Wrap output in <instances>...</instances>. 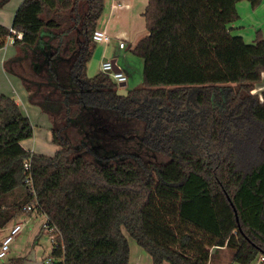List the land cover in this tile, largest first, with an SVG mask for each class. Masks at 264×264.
Here are the masks:
<instances>
[{"label": "trees", "instance_id": "obj_1", "mask_svg": "<svg viewBox=\"0 0 264 264\" xmlns=\"http://www.w3.org/2000/svg\"><path fill=\"white\" fill-rule=\"evenodd\" d=\"M241 1L261 2L147 0L146 35L130 49L141 86L119 95L108 76L86 73L103 0H23L0 24V49L11 29L21 34L3 70L56 150L23 149L32 125L0 94V230L43 216L33 243L53 228L51 264H129L128 238L151 264L264 257V90L253 93L264 41L230 28Z\"/></svg>", "mask_w": 264, "mask_h": 264}, {"label": "crops", "instance_id": "obj_2", "mask_svg": "<svg viewBox=\"0 0 264 264\" xmlns=\"http://www.w3.org/2000/svg\"><path fill=\"white\" fill-rule=\"evenodd\" d=\"M22 1L23 0H9L0 9V24H2L6 28L10 27L13 15ZM146 5L147 0H103L102 13L96 26V29L102 30L106 32L107 35H109V37L111 38L110 41L116 42L115 40H117L116 45H112V47L114 48L111 51V53L114 52L112 58L110 56H107V50L105 57H102V62L106 60L116 62V60L114 59L115 56L118 55L119 57H121V59L123 60V67L118 64L117 66L127 76V80L129 76L128 71L132 70V66L128 61H126V57L121 54V50L118 49V40H122L123 42H125L124 39H126L127 43H125V48L123 50L130 51V49L146 35L145 22L144 18L142 17V13ZM236 10L238 19L230 25V28H232L233 32L236 35L242 37V39L246 43H252L256 38L264 41V0H261L260 4L253 9L250 7L248 2L241 1L237 3ZM15 53L16 48L13 45L0 49V94L12 97L20 107L22 113L29 119L32 125L33 136L32 138L24 140L20 143L22 148L34 154L45 155L43 154L44 147L42 145L40 146L39 139L37 138L38 133H36L35 131V126L37 127V124L35 123L37 121L38 123H41L43 127H47L48 125L45 124V122L47 121L43 116L40 115V112L36 107L28 104L26 93L24 92L18 79L7 74L3 70V62L13 56ZM136 59L138 60V67L141 69L142 61L138 58ZM89 71L90 69L88 68L87 64L86 73L88 76H91V71ZM99 72L100 68L98 69L97 73ZM125 85L126 83L124 84V87ZM262 90H264V72L261 74L260 83L255 87L253 93L260 94ZM29 140H35V145L30 144L29 146L25 147L23 144ZM55 150L56 148H54V150L52 151L55 152ZM21 220L22 219H20V221ZM15 224H17V222H14V225ZM12 227H10V229ZM5 229L6 228L2 230ZM5 236L0 235V243ZM131 250L132 246L130 245V252ZM134 252L138 255L136 258L137 261L135 262V264H138V260H140V258L142 259V255H140L138 250H135ZM148 260L151 263L150 258Z\"/></svg>", "mask_w": 264, "mask_h": 264}, {"label": "rangeland", "instance_id": "obj_3", "mask_svg": "<svg viewBox=\"0 0 264 264\" xmlns=\"http://www.w3.org/2000/svg\"><path fill=\"white\" fill-rule=\"evenodd\" d=\"M127 43L126 39H124ZM116 42L110 41L108 44L98 43L96 45L94 54L92 55L91 59L88 61V68L90 69L92 74L91 76H94L98 69L100 68V64L102 62V57H105L106 51L107 56L114 55V52L111 53V51L114 49L112 45H116ZM122 41V40H121ZM108 45V46H107ZM121 54H123L126 57V61H128L131 66L132 70H129V76L128 80L126 81L125 87H119L117 86V93L119 95H125L129 90H132L134 88L141 86V69L138 67V60L136 57H134L129 50H121ZM116 60V64L123 67L122 63L123 60L118 55L114 58ZM89 71V72H90ZM90 76V77H91ZM37 127L35 126V131L38 133L37 138L39 139L40 146L42 145L44 147V152L46 156H52L54 154V148H56L53 144H51L50 141V132H49V126L43 127L41 123H38L36 121ZM46 125L47 122H45ZM35 140H29L26 141L23 145L25 147L29 146L30 144H34ZM35 145V144H34ZM22 219L21 222L20 219H18L16 222L22 224L20 232L12 237V241L9 244V251L6 254V257L2 261H6L7 259L14 258V257H25L26 262L28 264H42L43 260H45L51 250V237L48 233L45 231H42L41 234L38 237V240L33 243L36 235L38 234L44 220V217L41 215L32 214L31 216H21ZM14 225V222L7 225L5 230L0 231V235H6L9 233L10 227ZM129 244L132 246L131 254L129 256V264H135L137 261V253H135V250H138L140 255H142V259L138 260V264H151L149 262V258L147 254L139 248L135 242L128 238ZM223 256V258H221ZM222 256L219 257L220 261L219 264H225L227 262L228 255L227 253H222ZM144 258V259H143ZM237 264V263H232Z\"/></svg>", "mask_w": 264, "mask_h": 264}, {"label": "built area", "instance_id": "obj_4", "mask_svg": "<svg viewBox=\"0 0 264 264\" xmlns=\"http://www.w3.org/2000/svg\"><path fill=\"white\" fill-rule=\"evenodd\" d=\"M11 36L7 38L6 43L4 45V48L7 46L14 45V42L16 40L21 39V34L18 33L15 30H10ZM110 37L107 35L106 32L102 30L96 29L92 34V41L95 44L103 43L108 44L110 42ZM125 48V43L121 40H118V49L123 50ZM115 65L117 66L116 62L112 63L111 60H106L104 62H101L100 64V72L104 75L108 76L112 82H114L117 86L120 84H125L127 81V76L118 68V70H115ZM118 67V66H117ZM24 171L27 173V177L24 180V183L29 188L30 192L34 194L32 180L30 177V161H26L23 165ZM26 211H31L30 207L25 208ZM22 224L17 223L15 224L10 230L9 233L3 238V240L0 243V262L6 257V254L8 252V247L10 242L12 241V237L17 235L21 230ZM53 228H45V232L48 233L51 237V244H52V236ZM264 263V257L260 256L258 257L252 264H263ZM43 264H51L50 259L44 260Z\"/></svg>", "mask_w": 264, "mask_h": 264}, {"label": "water", "instance_id": "obj_5", "mask_svg": "<svg viewBox=\"0 0 264 264\" xmlns=\"http://www.w3.org/2000/svg\"><path fill=\"white\" fill-rule=\"evenodd\" d=\"M115 61H112V63H114ZM115 70H118V67L115 65ZM119 87H124V84H120L118 85Z\"/></svg>", "mask_w": 264, "mask_h": 264}]
</instances>
